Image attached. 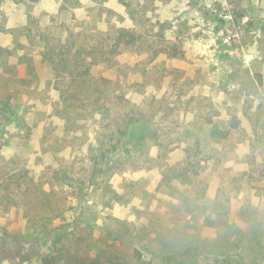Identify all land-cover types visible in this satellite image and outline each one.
I'll return each mask as SVG.
<instances>
[{
	"label": "rangeland",
	"instance_id": "obj_1",
	"mask_svg": "<svg viewBox=\"0 0 264 264\" xmlns=\"http://www.w3.org/2000/svg\"><path fill=\"white\" fill-rule=\"evenodd\" d=\"M121 27L134 39L104 52ZM61 84L87 95L70 106ZM7 95L23 123L0 118V264H159L163 246L226 240L264 264V0H0ZM124 108L157 141L95 168ZM44 221L69 224L58 261L31 247Z\"/></svg>",
	"mask_w": 264,
	"mask_h": 264
},
{
	"label": "trees",
	"instance_id": "obj_2",
	"mask_svg": "<svg viewBox=\"0 0 264 264\" xmlns=\"http://www.w3.org/2000/svg\"><path fill=\"white\" fill-rule=\"evenodd\" d=\"M127 37L132 41L134 39V34L124 27L118 28L111 34L112 44H108L104 52L109 51L110 55L113 54L115 52V44ZM53 48H51L50 51H53ZM76 51H79V49H76ZM75 68L76 66H68V69ZM80 73L87 74L88 72L84 70ZM68 75L69 78L72 79L75 75L74 70L68 72ZM56 87L60 97L63 98L66 103L70 101V106H78L74 102L78 95H87L82 89H74L71 84H61ZM84 106L92 113H104L105 109H107V117L110 113V107L99 103L98 98L88 101ZM133 111L134 110L130 111L124 108L117 116V119L122 122L121 127H118L117 130H110L107 132L103 140L96 146V153L93 158L95 168H98V166H101L106 161L108 167L111 159L114 157H125V155L126 157H130L134 146H141L144 143H148L149 140L157 141L155 130L151 129L148 132H142L140 130L139 126L141 119L138 118ZM2 117H6V122L19 121L23 123L18 107L14 106L11 101V95H7L0 100V118ZM223 134L225 136L227 135L226 132H223ZM115 137L117 138L115 139ZM191 161V155L188 154L187 158L183 160L182 163L169 168L166 174L168 183H171L174 187H177L176 181L183 184L191 183L192 180L189 178L190 175L188 173L194 170V164ZM179 199L181 205H183L187 211H192L194 209L200 212H206L209 209V206L204 202H198L197 199L193 200L185 193L180 194ZM34 222L36 221L33 220V223ZM48 222H51V220L49 219ZM48 222L35 223V236L32 239L31 247H46L49 250V257L58 261L60 257H58V251L56 253L55 249L57 244L64 242V238L68 234L69 224L62 222L54 225ZM2 234H4V232ZM192 239L193 236H191V240ZM198 239L199 237H196L194 241ZM225 243L227 244H185L181 248L163 246L161 249L157 250L154 259L157 260L159 264H197L201 262L209 264H255L250 257L247 256L248 249L245 246L240 244H229V240H226ZM0 244H5V241L1 240ZM62 256L66 257L67 262H69V256L66 254H62ZM137 256L139 260H142L141 253H138Z\"/></svg>",
	"mask_w": 264,
	"mask_h": 264
}]
</instances>
